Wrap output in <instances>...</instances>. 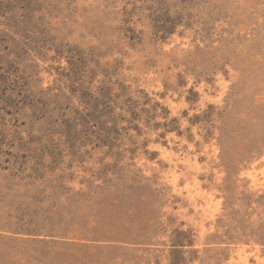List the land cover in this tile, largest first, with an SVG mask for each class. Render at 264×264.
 Returning a JSON list of instances; mask_svg holds the SVG:
<instances>
[{
    "label": "rangeland",
    "instance_id": "374dc122",
    "mask_svg": "<svg viewBox=\"0 0 264 264\" xmlns=\"http://www.w3.org/2000/svg\"><path fill=\"white\" fill-rule=\"evenodd\" d=\"M0 264H264V0H0Z\"/></svg>",
    "mask_w": 264,
    "mask_h": 264
}]
</instances>
